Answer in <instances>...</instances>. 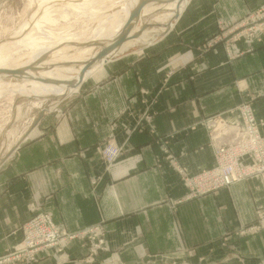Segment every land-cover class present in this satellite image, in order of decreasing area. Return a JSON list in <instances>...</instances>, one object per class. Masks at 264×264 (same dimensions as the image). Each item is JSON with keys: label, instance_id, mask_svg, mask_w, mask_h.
Wrapping results in <instances>:
<instances>
[{"label": "crops", "instance_id": "crops-1", "mask_svg": "<svg viewBox=\"0 0 264 264\" xmlns=\"http://www.w3.org/2000/svg\"><path fill=\"white\" fill-rule=\"evenodd\" d=\"M263 6L191 0L169 33L109 60L47 113L0 169V256L48 212L68 232L102 226L107 251L91 264H262L264 229L242 234L264 208L261 178L190 197L176 167L215 166L208 121H237L231 111L246 102L264 120V33L247 52L219 30ZM108 141L123 149L109 170ZM87 253L77 240L36 264H90Z\"/></svg>", "mask_w": 264, "mask_h": 264}, {"label": "rangeland", "instance_id": "rangeland-1", "mask_svg": "<svg viewBox=\"0 0 264 264\" xmlns=\"http://www.w3.org/2000/svg\"><path fill=\"white\" fill-rule=\"evenodd\" d=\"M76 1H77V3H79V2H83L85 0H82V1L81 0H3V1H1L0 2V44L3 42H7V41L11 42V43L15 42V40H17V38L20 37V35H21L18 33L21 31V28L23 27V25L25 23H27L28 24L27 29L29 28L27 31H29L34 25V24H32V26H30V24L32 22H35L40 17H42V15L45 11V8H49L51 10L50 13H51L52 17L55 19V22H53V23L46 22L43 24V26H44L43 29L38 30V29L34 28L33 32L35 30H37V31H35V33L32 32L33 35L35 34V36L40 40V42H42V43L44 42L43 44L48 45V44H52L54 42H57L58 40L61 39L60 37H62V36L65 37V36L69 35L70 37L75 36L76 41L81 40L82 43L79 44L81 47H88V46H95L96 47V45H98V43L102 42L99 40H94L96 38L95 35L97 36V33H98L100 27L102 25H108V26H103L104 29L106 27L105 30H110V31L113 30V25L116 23L115 18H117V17L122 18L121 14L122 15L124 14L123 13V8H125L124 6H127V4L129 5L131 0H90L91 4L87 5L88 6V7H86L87 9L84 8L83 10H78V11L72 7V5H74L76 3ZM172 2H173V0H167V1L163 2L162 4H160V3L157 4L155 8L160 7V9H158L157 11H154L153 13H151L148 16V17L151 16L148 20V22L150 21L149 24L154 25V26H159L160 24L166 22L167 21L166 17H167L168 11L162 10L161 8L163 7V9L164 8L166 9L165 6L169 5ZM190 2H191V0H190ZM72 3H74V4H72ZM89 6H90V9H89ZM70 7H72L73 9ZM121 7H123V8H121ZM91 8H92V10H91ZM155 8H154V10H155ZM82 11H85V12H82ZM86 11L88 14L86 13ZM117 11H118V13H117ZM119 13H120L121 17L119 16ZM116 14H118V15L116 16ZM114 16H115V18H114ZM161 18H163V19H161ZM179 18L172 21L174 23L173 27L175 26V24H177ZM160 20H161V22H160ZM140 26H141V23L139 24V27ZM103 27H101V28H103ZM158 28H162L161 25ZM172 28L167 26L165 33L162 36L156 37L154 39V42H156L161 37H163L167 33H169ZM155 29L156 28L151 29V30H149V32L151 31V33L154 34ZM219 30H220V34H222L224 37L227 34V32L230 33V35H229L230 39L226 40V42L230 41L231 43L236 44L237 42H239L241 40H245L246 42H248L247 44L249 45L247 48V52H253L254 48L251 46L250 43H252L254 40H257V39L259 40V34L264 33V6L259 8L257 11L246 15V17L244 19H242L237 24V27H235L234 29L232 28L230 30L229 28L226 29V28L220 27ZM49 36H51V38L46 39L47 37L49 38ZM64 37H62V38H64ZM41 38H43V39H41ZM49 42H51V43H49ZM73 45L74 44H72V46ZM63 46H61L59 48H63ZM210 46H211L210 44L209 45L207 44L206 47L209 48ZM143 47H145V45L143 46L140 43L132 45L131 47L126 49L123 53L116 54L112 58V60H114L116 58H120L121 56H124V55L137 53L138 51H141L143 49ZM59 48H57V49H59ZM77 48H80V47L77 46ZM15 49L16 48H13L12 50H15ZM26 50L27 49H25V48L18 49L16 52L13 53L14 59L20 58V60H22V61L29 60L30 55H32L34 53L31 54V51L29 49L27 51ZM49 51H50V49L47 52H49ZM71 51H74V50H71ZM22 55H24V56L22 57ZM57 58L58 57H56V59ZM44 59H45L44 60V62H45V61H48L52 58L49 57V55H47V57ZM1 75L2 74H0V76ZM6 77L7 78L5 80L0 79V82L3 81V82H9L10 83V81L14 82L16 80V78L14 76L9 75V74H6ZM11 79H13V81ZM82 84L80 85V87L82 86ZM73 94L66 97L65 99H62L61 101H50V102L47 101L46 102L47 104L45 103V106L43 108L39 105V102H37L34 98H32V99L26 98V96H23L22 94H20L18 92L13 93L10 90H7L2 95H0V169H1V166L7 161V159L12 155V153H14L17 149H19L21 144L27 140V138L33 132L32 130L38 125L40 120L47 113L53 112L54 109L57 108V106L59 107V105H61L62 103L67 102V100H69V98ZM36 102L38 105L36 104ZM242 105H249L254 110L253 104L251 102H246V103L241 104L239 106H242ZM238 109H239V107L233 109V111H231V114H238V116H239L240 111H237ZM41 112H43L44 115L40 119H38V117H39L38 115ZM254 113H255V110H254ZM62 114L66 115V112L64 111ZM255 116H256V114H255ZM256 118H257V116H256ZM257 120L264 122V120H262V119L257 118ZM237 121L228 122V123H237ZM208 124L211 127V130H214V128L216 129V124H215V121H213V119L210 122L208 121ZM261 132H262V134H264V126H261ZM211 143H212V141H211V135H210V145H211ZM109 146H115L120 150L119 156L116 157V159L113 161V163L111 165H109L108 160L106 159L105 155L103 154V150ZM16 147H17V149H15L13 152V149ZM101 149H102L101 154H102V157L106 163L107 170H109L110 167L116 162V160L123 154V149L111 141L106 142ZM214 156H215V154H214ZM167 157L169 160H172V158H170L169 156H167ZM178 173H179V171H178ZM179 175L181 176L180 173H179ZM189 175L193 176L191 174H189ZM181 178H182V176H181ZM254 178H256V177H254ZM182 181L185 184L183 179H182ZM241 182H243V181H241ZM262 185L264 188L263 181H262ZM185 186H186V184H185ZM186 187L189 190L188 196L195 197V196H193L194 194L192 193L190 188L188 186H186ZM220 190H222V189H220ZM220 190H218V191H220ZM218 191H216V192H218ZM216 192H213V193H216ZM213 193H209V194H213ZM209 194H206V195H209ZM203 196H205V195H203ZM197 197H199V196H197ZM43 213L51 215L48 212H37V214L34 217H36L39 214H43ZM33 218H31L30 220H32ZM52 219H53V217H52ZM53 221H54V219H53ZM54 224L56 225L55 222H54ZM24 225L21 227L22 236H23L22 242H23V239L25 238V235H26V232H24ZM98 226H100L102 228L101 225H98ZM56 227L58 228L57 225H56ZM89 228H91V227H89ZM58 229L61 231H66V234L78 233V232H68L67 230H62L60 228H58ZM263 229H264V208H260L257 210L256 222L254 224H252L251 226H249L246 230H244L242 232V234H245V233L256 234ZM79 233H80V231H79ZM77 240L82 241L84 243V246L88 250L87 256L84 259V261L86 263H90V264L94 263L97 256H99V254L101 252L107 251L106 232L104 231V229H101V232H98V234L88 235L84 238L75 239V240L69 242L67 244V246H65L63 248H61L60 244L52 246L51 248H44V249H41L38 252H36L33 259L26 256L24 259L16 261L12 264H36L39 260L38 258H39V255L41 253H45V252H48L51 250H53L57 254L64 255V254H66V250L71 245V243L74 241H77ZM16 247H17V245L12 246L3 255L0 256V259L4 258L5 256H7L11 253H13L16 250L15 249ZM60 250H62V251H60ZM153 257L156 258V256H150V257H148L147 260H150V262H151L153 260ZM28 260H30V261H28ZM155 263H156V261H152V264H155ZM171 264H178V263L173 259V262ZM262 264H264V262Z\"/></svg>", "mask_w": 264, "mask_h": 264}, {"label": "bare ground", "instance_id": "bare-ground-1", "mask_svg": "<svg viewBox=\"0 0 264 264\" xmlns=\"http://www.w3.org/2000/svg\"><path fill=\"white\" fill-rule=\"evenodd\" d=\"M85 1L79 3H77L76 1L77 4L72 3L74 5L72 4L71 5L77 11L83 10L84 8L88 7L87 5L91 4L90 0H85ZM165 1L167 0H131L129 5L127 4V6H124L125 8L121 7L123 8V13H124L123 15L121 14L122 18L119 17L115 18L114 16V18L116 19L115 21L116 23L113 25V30L111 31L105 30L106 27L104 29L103 26H108V25H102L101 27L103 28L101 27L100 29L98 28L99 31L97 33V36L95 35L96 38L94 40H99L102 42L98 43L96 47L95 46L81 47L79 44H81L82 41L81 40L76 41L75 36L70 37L69 35L65 37L62 36L64 38L60 37L61 38L60 40L48 45L43 44L44 42L43 43L40 42V40L35 36V34L33 35V33H35V31L37 30L33 32V29L35 28L40 30L43 29L44 23L55 22V19L52 17L50 13L51 10L49 8H45L42 17H40L35 22H32L30 24V26H32V24L34 25L29 31H27L29 29V28L27 29L28 24L25 23L21 28V31L18 33L21 34L20 37H18L19 39L17 38V40H15V42L13 43L7 41L0 44V69L7 70L14 68H22L26 72V74H28L27 78L15 77L16 80L14 82L11 81L10 83L3 81L0 82V95H2L7 90H10L13 93L18 92L23 96H26V98H30V99L34 98L37 102H39V105L42 108L45 106V103L47 101L48 102L61 101L62 99H65L66 97L70 96L79 89L80 81H82L83 83L89 76H91L94 72H96V70H98L109 60H111L116 54L123 53L126 49L137 43H140L143 46L147 45L151 41H153L157 36L164 34L167 29V26L172 28V25L174 24L172 21L180 17L181 13L184 11V9L187 7V5L190 2V0H173L172 3L165 6L166 9L165 8L163 9V7L161 8L162 10L168 11L166 17L167 21L160 24L162 28H158L160 25L154 26L149 24L150 21L148 22V20L151 16L150 17L148 16L154 11L160 9V7L155 8L157 4L159 3L162 4ZM143 3L145 5L141 12V15L138 18V20L133 24L128 35V37L131 36H136V37L129 41H126L123 44V46L113 51L109 55V57H107L106 61L105 60L95 61L86 71V73H84V76L81 77V74L83 72L82 70L84 69L86 63L92 60L96 56L101 45L105 44L106 42L107 43L110 42L116 36H118V34L125 26L131 14V11L133 9L137 10L139 6ZM117 15L118 14H116V16ZM140 23L141 26L139 27ZM154 28H156L154 34L151 33V31L149 32V30ZM50 38L51 36H49V38L47 37L46 39H50ZM72 44H74L75 46L74 45L72 46ZM61 46H63V48H59ZM77 46H79L80 48H77ZM13 48L16 49L12 50ZM23 48L27 50L29 49L31 51V54L32 53L34 54L30 55V58L28 57L29 60L26 61H22L20 60V58L14 59L13 53L16 52L18 49H23ZM49 49L50 51L47 52ZM47 55H49V57H51L52 59L44 62L45 60L44 58H46ZM23 56L24 55H22V57ZM56 57L58 58L56 59ZM6 78H7L6 74L0 76V79L2 80H5ZM11 80L13 81V79ZM14 149H17V147Z\"/></svg>", "mask_w": 264, "mask_h": 264}, {"label": "built area", "instance_id": "built-area-1", "mask_svg": "<svg viewBox=\"0 0 264 264\" xmlns=\"http://www.w3.org/2000/svg\"><path fill=\"white\" fill-rule=\"evenodd\" d=\"M237 111L241 115L237 123L224 121L219 125L220 122H215L216 129L211 133L215 154V166L212 169L190 176L184 169L176 167L193 196L213 193L254 177L261 178L264 183V134L261 132L264 122L257 120L249 105L239 106ZM103 154L111 165L120 150L109 146L103 150ZM101 229L95 226L80 233L66 234V231L56 227L51 215L39 214L24 225L26 235L22 244L13 253L0 259V264H12L26 256L33 259L41 249L58 244L63 248L75 239L96 235Z\"/></svg>", "mask_w": 264, "mask_h": 264}, {"label": "water", "instance_id": "water-1", "mask_svg": "<svg viewBox=\"0 0 264 264\" xmlns=\"http://www.w3.org/2000/svg\"><path fill=\"white\" fill-rule=\"evenodd\" d=\"M3 0H0V2ZM144 3L141 4L139 6V8L137 10H132L131 14L125 24V26L123 27V29L121 30V32L118 34V36H116L113 40H111L110 42H106L105 44H102L100 49L98 50V53L96 54V56L90 60L89 62L86 63L84 69L82 70V74L81 77L84 76V73H86V71L89 69V67L98 60H105L107 59V57H109V55L117 50L118 48H120L121 46H123V44L126 41H129L133 38H135L136 36H131L128 37L129 35V31L131 30L133 24L138 20V18L141 15V12L144 8ZM0 74L4 75V74H9L12 75L14 77H23V78H27L28 74H26V72L22 69V68H14V69H0ZM82 84V81H80V85ZM44 115L43 112H41L38 116V119H40L42 116ZM15 150V149H14Z\"/></svg>", "mask_w": 264, "mask_h": 264}]
</instances>
